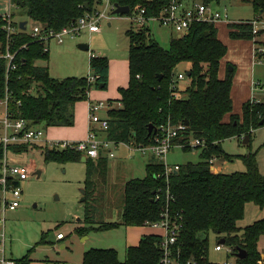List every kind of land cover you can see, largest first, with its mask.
Listing matches in <instances>:
<instances>
[{
    "label": "trees",
    "instance_id": "trees-1",
    "mask_svg": "<svg viewBox=\"0 0 264 264\" xmlns=\"http://www.w3.org/2000/svg\"><path fill=\"white\" fill-rule=\"evenodd\" d=\"M209 6L221 0H203ZM11 6L28 9V18L55 32L68 27L87 13L95 12L101 5L99 0H10ZM172 0H112V4L129 7L127 16L145 11L147 19L158 17ZM255 17L264 19V0H251ZM113 13V11H112ZM122 15V16H126ZM120 16V15H118ZM9 20L0 15V101L9 99V110L16 118L24 119L31 128L73 127L75 106L89 101L88 92L108 88L109 60L98 56L90 58V71L97 79L91 83L87 77L55 79L49 68L41 65L48 62L50 51L46 44L35 40L30 33L20 29V22L11 13L10 23L18 32L9 36L3 29ZM229 37L235 41H254L256 54L264 48V30L253 35L252 26L247 22L229 23ZM129 38V85L120 89L121 108L111 109L106 118L109 129L108 140L117 143L150 145L154 131L161 126H186V130L173 141L184 151H192L190 144L199 140L202 145L199 163L181 165L176 174L169 177V186L176 202L172 209L184 217L183 229L175 246V254L180 262L187 264H213L208 259L209 235L214 234L219 242L233 250L235 256L240 250L246 253L237 264H259L264 262L259 249V241L264 236V220L241 229L237 223L245 217L247 204L264 208V174L258 162V154L231 155L223 148V142L231 139L243 140L249 137L248 146L253 141V132L264 127V103L248 101L242 107L241 115L233 113L232 89L236 68H226L225 78H219L221 61L228 54V47L219 39L216 25L194 23L180 38L170 41L165 49L148 41L150 30L146 26L137 31L127 32ZM260 38H263L260 41ZM259 46V47H258ZM14 55L15 69H9L4 57ZM264 56V53H260ZM257 57V55H256ZM190 65L187 80L190 86L179 89L174 83L175 70L179 65ZM176 85V87L174 86ZM179 93L185 97H177ZM180 96V95H179ZM188 122V126L185 124ZM150 126L153 132L149 133ZM36 145H16L9 147L13 153H25ZM42 154L47 163L81 162L84 154L73 150L51 149L46 144ZM3 148H0V158ZM216 158L225 162L241 160L244 172L215 174L210 160ZM101 159V158H100ZM87 158L86 188L84 202L93 201V172L102 169L106 160ZM164 165L152 161L147 166L144 179L130 180L124 191V208L119 223L105 224L97 231L118 229L121 226H144L160 220L164 204L155 202V194L167 185ZM154 200V202H152ZM85 233V230L82 231ZM206 238H201L200 234ZM46 242L43 236L42 242ZM162 237L147 236L139 246L127 250L121 261L113 249H91L84 254L82 264H161L163 251ZM218 242V244H219ZM221 245V244H219ZM31 251L20 259H12L14 264H31ZM58 264V263H55Z\"/></svg>",
    "mask_w": 264,
    "mask_h": 264
},
{
    "label": "rangeland",
    "instance_id": "rangeland-1",
    "mask_svg": "<svg viewBox=\"0 0 264 264\" xmlns=\"http://www.w3.org/2000/svg\"><path fill=\"white\" fill-rule=\"evenodd\" d=\"M195 1L204 4L203 0ZM105 6L103 4L98 9L104 11ZM209 7L211 13L217 12L223 15L227 13L232 23L255 18L251 0H221L220 3H211ZM10 10L16 22H27V32L30 33L35 23L29 20L28 9L12 5ZM106 14L111 20L101 21L100 33H85L76 40H68L63 45L50 42V59L48 62H42L41 65L49 68L53 78L61 80L91 75L87 65V57L93 54L113 58V53H120L122 59L125 62L128 61L130 43L127 32L130 30L137 31L140 26L131 20V16L114 15L111 8ZM146 27L150 30L151 35L148 43L154 42L165 49L169 48L170 41L176 35L172 32V28L162 27L158 22L152 20L146 23ZM221 38L229 44L230 39L226 36ZM262 40L263 38H260V41ZM81 44L89 46V51H82L79 48ZM230 47V58L233 59V65H237L234 79L239 77L240 86L245 83V79H249V82L253 81L255 95L264 103V56L260 53L256 54L255 49L256 64L252 78L251 73H249L248 78L246 72L252 67L250 58L246 59V56L235 51L232 45ZM223 60L221 65H223ZM221 65L219 78L223 80L225 76L221 73V69L223 70ZM189 69L190 65L183 63L175 70V76L185 74ZM87 73L89 75L86 76ZM178 86L180 90L184 91L190 86V81H181ZM179 95L177 97H185L184 94L179 93ZM41 128L45 130L43 126ZM48 132L45 137L46 140L55 141ZM240 141L237 139L227 140L223 142L222 146L231 155L245 156L250 153H257L258 162L264 174V127L254 133L253 141L249 146L248 144L242 145ZM46 147V144H37L30 147L28 152L18 154L9 151L10 162L27 167L29 176L22 183L23 193L20 208L7 214L5 231L8 256L12 259H20L31 251V260L49 261L48 264H79L85 247L89 251L96 248L104 249V247L110 246L112 242L113 244H122V232L116 231L110 234L95 231L96 228L110 221L120 222L122 220L125 189L123 191L121 184L116 181L123 179L124 176L127 181L131 178L142 179L146 176L143 161L146 164L149 161H160L131 150L124 144H120L117 148L112 146L111 149L115 158L108 157L102 169L93 172V201L90 200L87 203L89 210H91L87 213V205L83 201L87 178L86 164L82 161L66 164L47 163L42 154V148ZM84 157L86 156L84 155ZM200 161V151L194 149L188 152L176 148L168 155L166 164L174 166L199 163ZM137 162L140 163V166L135 164ZM94 163L97 165L96 161ZM216 164L220 166L224 163L218 160ZM230 165L232 173L246 171L241 160H234L230 162ZM132 172H134V177H131ZM84 230L85 233L82 232ZM59 234H63L65 237L62 244L57 241ZM43 236L46 237L44 244L41 243ZM90 236L92 237L91 240L83 242L85 238ZM200 237L206 238V235L202 233ZM218 242L219 239L216 235H209V261L213 264H225L226 262L237 264V258L227 246L223 245L222 252L215 251ZM62 245H66L67 248L61 249ZM117 252L124 260L123 249L118 248Z\"/></svg>",
    "mask_w": 264,
    "mask_h": 264
},
{
    "label": "built area",
    "instance_id": "built-area-1",
    "mask_svg": "<svg viewBox=\"0 0 264 264\" xmlns=\"http://www.w3.org/2000/svg\"><path fill=\"white\" fill-rule=\"evenodd\" d=\"M101 5L105 4V10L97 9L93 13H87L84 17L80 18L74 24L63 28L59 32L48 30L40 24H35L30 34L35 40L41 41L46 44L45 51L49 50L50 42H56L58 45L65 44L68 40H76L78 37L85 33L96 34L101 32V21H110L111 18L106 14L108 9L115 10L112 0H99ZM9 3L10 0H9ZM145 11L131 17V20L138 24L140 27L146 26L149 20L158 22L160 26L165 28H172L175 33L180 37L190 30L194 23H208L216 25L221 22L232 23L229 20L227 13H211L210 7L199 3L195 0H172L171 4L164 9L162 14L158 17L147 19ZM6 17L9 22L4 26L6 33L11 36L18 32L17 28L11 23V10L7 13L0 14ZM252 26L253 35L257 36L264 30V19L262 17H255L252 21L247 22ZM139 28V27H138ZM21 29V28H20ZM259 53H264V48L259 50ZM8 61L9 69H15L12 62L14 55L7 53L4 56ZM91 57H95L93 54ZM96 77L91 74L88 76L89 82L96 81ZM187 80V74H179L174 83H180ZM176 87V85H174ZM259 86V85H258ZM257 86V87H258ZM258 89V88H257ZM91 92H88L90 96ZM253 103H260L261 101L252 99ZM9 99L6 97L0 101V148H3V156L0 158V264H14L7 254V237L5 225L7 222V214L17 211L21 206L22 200V183L28 179L29 169L24 166L12 164L9 158V147L16 145H37L47 144L51 149L60 151L73 150L82 153L86 158L93 160L100 159L102 154H107L110 158H115L111 147L117 148L120 144L126 145L129 149H133L142 155H148L160 161L164 165L165 177L167 185L160 188L155 193V202L164 204V209L161 214L160 220L154 223H149L147 226L158 229L163 232L161 249L163 251V258L161 264H183L180 262V256L176 255L174 250L177 245L178 238L182 232L184 217L181 213H177L172 209L173 203L176 198L173 195L169 186V177L173 173L176 174L180 166H170L166 164V160L170 152L176 148H183L177 146L173 141L186 130V126L181 124L179 126L164 125L157 129L154 139L150 145L135 146L134 144L117 143L108 139H100L96 131L91 130L87 140L82 142L73 141H48L46 140V132L39 127L31 128L24 119L16 118L15 113L9 110ZM3 108V110H2ZM121 108L120 103H107V102H91L89 105V116L91 125L98 126L104 133L109 129V122L103 113L111 109ZM202 145L199 140L190 144L191 149ZM218 159L213 158L210 160L211 170L214 172V166ZM21 183L18 187L17 183ZM58 239H64L63 234L58 235ZM215 250L217 252L223 251V246L218 245ZM233 253V250L229 248ZM187 264H196L195 262H188ZM230 264V263H225ZM259 264H264L261 262Z\"/></svg>",
    "mask_w": 264,
    "mask_h": 264
},
{
    "label": "crops",
    "instance_id": "crops-1",
    "mask_svg": "<svg viewBox=\"0 0 264 264\" xmlns=\"http://www.w3.org/2000/svg\"><path fill=\"white\" fill-rule=\"evenodd\" d=\"M10 9H11V3H9V0H0V14L7 13L8 11H10ZM254 17H255V15H254ZM253 19H249L248 21L247 20H240V21L250 22ZM20 21H22V20H20ZM240 21H238V22H240ZM233 23H236V22H233ZM228 24L229 23H227V22H221V23L216 24V27L218 29L219 39L228 47V54L226 55V57L223 60V65H221V67L223 68V70L221 69V73H223V75L225 76L226 66L229 67L230 65H233V62H232L233 59L230 58V53H231V49H230L231 47L230 46L232 45L233 49L237 52L239 51L238 53H241V55H245L246 59L250 58L249 61L251 62L250 64L252 65V67L248 72H246V77L249 78V73H251L250 75L252 78L254 65L256 64V55H255L256 45L253 41H244V40L243 41H235V40L230 39ZM109 26H110V24H109ZM172 32L175 33L174 30ZM175 34H176L175 37L180 36L177 33H175ZM222 36H226L228 39H230L229 44H227V42H224V40H222V38H221ZM98 57H101V58L105 57V58H108V60H109L108 88L106 90H103V89L93 90L90 93V96H89L90 100L89 101L79 102L76 104L75 111H74L75 125L73 127H69V128L60 127V128H49V129H47V132L49 130L48 133L50 136L53 137L52 138L53 140H55V141L82 142V141L87 140L91 130L96 131V134L98 135V137L100 139H107L106 134L98 126L91 125L90 116H89V105L91 102L103 101V102L108 103L109 101H115V100L121 99L120 89H126L129 85V60L127 62H125L122 59V55L120 53H113L112 54L113 58H109L107 56H101V55ZM90 58H91V56L87 57V65H88L89 70H90ZM128 59H129V54H128ZM233 66L236 68V71H237V65H233ZM87 75H89V73H87L86 76ZM238 79H239V77H237V79L235 78L234 82H233V89H232V100H233V107H234L233 113L236 115H241L242 107L245 103H247L248 101H251L252 99H256V100H259V99H257V96L255 95V91H254L255 88L253 86V81L249 82V79H245V83L240 86V81H238ZM102 115H103V117H106L107 114L103 113ZM256 131L253 132V136H254V133ZM47 132H46V136H47ZM228 154H231V153H228ZM108 157L109 156L107 154H102L100 157L101 158L100 160H103V161L106 160L107 161ZM136 159H138V158H136ZM153 159H155V158H153ZM95 161L98 162V160H95ZM150 162L151 161L147 162V164H146L143 161V164L145 166V173L147 170V166L150 164ZM221 162H223L224 164L220 165V166H217V164H216L214 166L215 171L213 173H215V174H232L230 162H225L224 160ZM135 164L140 166L139 162H137ZM117 166H120V165H117ZM179 166H181V165H179ZM259 167H260V164H259ZM260 170H261V168H260ZM105 173H106V169H105ZM133 175H134V172H132L131 177H134ZM124 177H123V179L116 181L117 183L121 184V186L123 187V191L125 189L126 184L130 180H134V178H131L130 180L127 181V180H125ZM144 178H142V179H144ZM135 179L141 180V178H135ZM253 205L254 204H247L246 209H245V217L237 223V226L239 228L244 229V228H247V227L254 225L258 221L264 220V208H259L256 205H254L255 206L254 207ZM113 223H119V221H116V222L110 221L107 224H113ZM95 231L97 232V230H95ZM116 231L123 233L122 244H119V243L113 244V242H112L110 244V246L104 247V249H113V250L118 251V248H122L124 251L125 258H126L127 250L131 247L139 246V244L143 238H145L147 236H153V235L154 236H160V237L163 236V232L161 230L153 229L147 225L129 226V227L121 226L118 229L108 230V231H100L99 233L104 232V233L112 234L111 232H116ZM91 239H92V237L90 236L88 238H85L83 240V242L89 241ZM64 240H65V237H64V239L59 240L58 236H57V241L60 242V244H62V242ZM219 244H221V243H219ZM66 248H67L66 245H62V247H61V249H66ZM259 249L262 253V258H264V236H262L260 238ZM87 250H88L87 247H85L83 249L81 260H80L79 264L82 263L83 256L87 252ZM118 254H119V252H118ZM119 258L121 261L125 260V258H124V260L121 259L120 254H119ZM48 263H50V262L49 261H41V260L39 261V260H34V259L31 260V264H48ZM226 263H228V262H226Z\"/></svg>",
    "mask_w": 264,
    "mask_h": 264
},
{
    "label": "water",
    "instance_id": "water-1",
    "mask_svg": "<svg viewBox=\"0 0 264 264\" xmlns=\"http://www.w3.org/2000/svg\"><path fill=\"white\" fill-rule=\"evenodd\" d=\"M114 7H115V10L113 11V14L114 15H121L122 16V15L129 14V12H130V8L129 7H121L118 4L114 5ZM26 26H27V22L20 23L21 30L26 31L27 30ZM179 38H180V36H179ZM79 48L82 51H89V46L84 45V44H81L79 46ZM230 71H233V68L230 67ZM187 76L190 77L191 74L190 73H187ZM103 87H104V85L101 86V89ZM185 124L188 126V122H186ZM263 124H264V122H261V125H263ZM152 132H153V126H150L149 133L151 134ZM154 133H156V130L154 131ZM243 143H244V145H247L249 143V137L248 136L244 138ZM86 161H87L86 157H83L82 158V162L85 163ZM221 161H223V159ZM20 185H21V183L18 182L17 183V186L19 187ZM83 193L85 194V192H83ZM152 202H154V200H152ZM219 243H221L222 245H224L225 244V241L224 240H221ZM235 257L238 258V259L243 260L246 257V253L244 251H241L240 250L235 255Z\"/></svg>",
    "mask_w": 264,
    "mask_h": 264
}]
</instances>
